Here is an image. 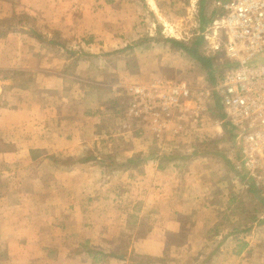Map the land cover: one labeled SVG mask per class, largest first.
Wrapping results in <instances>:
<instances>
[{
	"label": "crops",
	"instance_id": "0c3cea01",
	"mask_svg": "<svg viewBox=\"0 0 264 264\" xmlns=\"http://www.w3.org/2000/svg\"><path fill=\"white\" fill-rule=\"evenodd\" d=\"M197 1L0 0V264H264V214L225 228L208 152L127 109L212 19Z\"/></svg>",
	"mask_w": 264,
	"mask_h": 264
},
{
	"label": "built area",
	"instance_id": "2783aa9c",
	"mask_svg": "<svg viewBox=\"0 0 264 264\" xmlns=\"http://www.w3.org/2000/svg\"><path fill=\"white\" fill-rule=\"evenodd\" d=\"M214 6L215 16L199 34L213 54L229 63L215 84L197 88L183 80L163 78L136 85L127 109L131 115L158 119L157 133L174 137L181 134L186 114L190 122L197 121L215 93L222 114L216 122L229 123L237 133V167L245 180L263 189L264 0H215ZM161 25L166 36H175L174 26Z\"/></svg>",
	"mask_w": 264,
	"mask_h": 264
},
{
	"label": "rangeland",
	"instance_id": "374dc122",
	"mask_svg": "<svg viewBox=\"0 0 264 264\" xmlns=\"http://www.w3.org/2000/svg\"><path fill=\"white\" fill-rule=\"evenodd\" d=\"M214 1L215 0H200L201 2L200 6L202 8L203 16H205L206 20L211 19V17L213 19V17L216 14ZM197 2H199V0ZM211 13H213L212 16ZM21 19H24L25 24L31 23V18L30 15L28 14L24 15V17H22ZM15 20L16 18L13 15H11L7 19H0V23L11 25L14 23ZM209 22L207 21L206 23H204L203 26L207 25V23ZM203 26L198 25V27L196 26L195 28L190 30L184 27V22H181L180 28H182V30L179 29L181 30L179 31L180 34H178L179 33L178 30L176 29V26H174V29L176 30L175 33L178 34V36L181 38H166V40L169 39L182 40L183 42H185V44L190 46L197 39H199L198 37H201L199 32H201V27L203 28ZM184 32H188L189 34L191 32L192 34L195 32L196 35L187 38L186 37L187 35L184 34ZM161 34L163 36H166L165 33L162 32V30H161ZM183 36L185 38H182ZM107 46L109 45L107 44ZM198 48L207 55L210 56L215 55L210 51V48L207 46V43L203 40V38H202V43ZM175 60L176 62L172 63L175 64L174 65L175 68L165 69L166 71L165 75H161V76H166L167 78L172 80H183L197 88L211 87L215 84L208 80L205 70L201 66V64L197 60H193L192 58H190L188 54H186V52L181 51L178 54V56H176ZM221 60H224V58H219V61ZM221 72L222 71H219L217 73L218 76L217 79L220 77ZM161 73H163V71ZM206 103H207L205 110L206 112L203 113L197 121L190 122L188 113L186 114L187 119L185 120L186 123H184L183 125V130H181L180 135L174 136V138H179L178 144L179 145L183 144V147L186 149L185 151L187 153L189 152V150L187 149L188 147H190V149L192 150L191 153H193V150L199 151L200 153L208 152L209 157L202 156L200 158L201 156L200 155L196 159L197 160L201 159L200 164L203 163V158L209 161L207 163H211V165L208 164L210 174L213 173V177L215 178L219 188L215 193V195L212 197L213 200H216L217 210L220 212L217 213V216L221 219L224 218V221H226L225 228H228V230L231 229L230 227H232L233 223L234 224L239 223L240 226L244 224V227L249 232L250 230V227H248L249 222L247 221V219L242 218L243 216L242 214L245 213L247 216L251 214L250 212L253 211V209L256 211L257 205L259 206V202L256 201L257 203H253L254 198L252 197L251 193L246 189V187L241 188L238 185L233 184L232 181H234V177H236L235 172L239 171L245 177L244 172H242V170L237 167L238 165L237 161L240 154L239 147L237 146L236 139H234L232 134H230L228 131H225L224 129H222L221 132L219 129L215 128V126L217 125L216 120H219L218 114L221 112V107L218 102V97H216V94L212 93V98L210 99V101ZM213 112L216 113L218 112V114L215 113L214 115H212ZM206 114H209L208 115L209 118L204 122L205 119L203 121L202 119ZM211 122L213 123L214 126L211 127L213 128V131H208L206 129V125L211 124ZM183 147L181 145L180 147V149L182 150L181 152H183ZM223 158H225L226 160H223ZM228 169L231 171L230 174H228L229 171ZM237 195L240 196V199H237ZM229 209L232 211H229ZM237 211L240 212L241 217ZM256 215L260 216L259 214ZM229 216H232L234 220ZM255 221L251 225V228L254 225ZM241 222L244 223L241 224ZM256 225L257 226L260 225V222L256 221ZM222 227H224V224L222 225ZM160 264H166V263L160 262Z\"/></svg>",
	"mask_w": 264,
	"mask_h": 264
},
{
	"label": "trees",
	"instance_id": "16d2710c",
	"mask_svg": "<svg viewBox=\"0 0 264 264\" xmlns=\"http://www.w3.org/2000/svg\"><path fill=\"white\" fill-rule=\"evenodd\" d=\"M198 38L199 39H197L190 46L184 44L183 42H179L175 39H169V41L174 42L181 49H183L189 55H191L195 60H197L201 64V66L204 68L208 80L210 82L215 83L217 80V77H218L217 73L219 71H222L225 67H227L229 63L227 60L219 61V54H215L214 56H210V55L203 53V51L199 50L198 47L202 43V38L201 37H198ZM215 113L216 112H213L212 115H214ZM216 114H218V112ZM218 118H222L221 112L218 114ZM203 120H204V118L202 119V121ZM228 127L230 130L228 129ZM224 128L226 130H228L230 134H232L234 139H236L237 133L229 123L224 122ZM262 202H263V200H262ZM258 208H257L255 213L259 214V215H263L264 214V203L263 204L260 203Z\"/></svg>",
	"mask_w": 264,
	"mask_h": 264
}]
</instances>
